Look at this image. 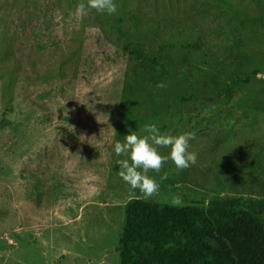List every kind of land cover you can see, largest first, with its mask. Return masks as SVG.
Segmentation results:
<instances>
[{
	"label": "rangeland",
	"instance_id": "374dc122",
	"mask_svg": "<svg viewBox=\"0 0 264 264\" xmlns=\"http://www.w3.org/2000/svg\"><path fill=\"white\" fill-rule=\"evenodd\" d=\"M80 2L0 0V264H119L114 145L149 123L197 160L148 201L264 199V0Z\"/></svg>",
	"mask_w": 264,
	"mask_h": 264
},
{
	"label": "trees",
	"instance_id": "16d2710c",
	"mask_svg": "<svg viewBox=\"0 0 264 264\" xmlns=\"http://www.w3.org/2000/svg\"><path fill=\"white\" fill-rule=\"evenodd\" d=\"M118 253L119 264H264V199L179 208L131 199Z\"/></svg>",
	"mask_w": 264,
	"mask_h": 264
},
{
	"label": "clouds",
	"instance_id": "9594fccd",
	"mask_svg": "<svg viewBox=\"0 0 264 264\" xmlns=\"http://www.w3.org/2000/svg\"><path fill=\"white\" fill-rule=\"evenodd\" d=\"M89 10H95L100 14L115 15L117 5L115 0H81L76 6L75 14L82 18L88 14ZM166 86L164 82L156 85L158 89ZM143 131L149 135L138 137L136 133H131L124 138L123 142L115 143L114 152L117 156L127 157L117 161L118 176L129 186L131 195L136 199L149 200L159 196L160 191V184L147 175L149 171L159 173L164 164L170 160L179 173L194 165L197 157L194 152L188 151L189 141L194 138L192 133L179 136L160 134L154 123L145 125ZM161 147L170 149L167 156L159 153L158 148ZM166 179L167 174L165 173L161 176V180ZM137 190L139 196L136 195ZM165 203L177 208L184 206L182 196L179 194L172 195Z\"/></svg>",
	"mask_w": 264,
	"mask_h": 264
},
{
	"label": "crops",
	"instance_id": "0c3cea01",
	"mask_svg": "<svg viewBox=\"0 0 264 264\" xmlns=\"http://www.w3.org/2000/svg\"><path fill=\"white\" fill-rule=\"evenodd\" d=\"M132 125H129L128 127L130 128ZM132 199H136V198H132Z\"/></svg>",
	"mask_w": 264,
	"mask_h": 264
}]
</instances>
